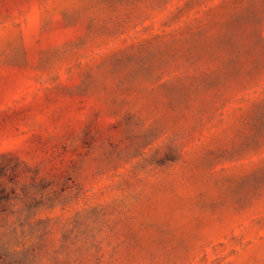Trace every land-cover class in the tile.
<instances>
[{
	"label": "rangeland",
	"instance_id": "374dc122",
	"mask_svg": "<svg viewBox=\"0 0 264 264\" xmlns=\"http://www.w3.org/2000/svg\"><path fill=\"white\" fill-rule=\"evenodd\" d=\"M0 264H264V0H0Z\"/></svg>",
	"mask_w": 264,
	"mask_h": 264
}]
</instances>
